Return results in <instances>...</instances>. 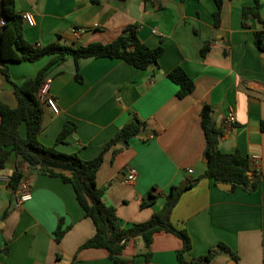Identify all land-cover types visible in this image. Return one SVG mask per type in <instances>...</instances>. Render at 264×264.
Instances as JSON below:
<instances>
[{
    "label": "crops",
    "instance_id": "crops-1",
    "mask_svg": "<svg viewBox=\"0 0 264 264\" xmlns=\"http://www.w3.org/2000/svg\"><path fill=\"white\" fill-rule=\"evenodd\" d=\"M255 1L223 0L216 28L213 0H15L18 12L33 14L34 26H23V37L32 44H106L136 25L146 47H163L157 69L147 71L119 59L98 58L81 60L77 79L70 59L53 66L45 78L49 99L39 138L52 145L63 124L73 122L75 131L56 149L91 160L122 125L143 120L145 131L127 148L114 155V146L104 155L95 184L104 189V201L115 208L121 228H127L159 211L172 186L198 179L171 212L174 227L185 229L192 241L187 261L224 243L238 260L221 253L211 264H264V50L254 44L255 33L264 31V0L258 1L260 20L249 17L242 26L243 7ZM205 42L209 50L201 55ZM47 61L10 63L11 81L22 84L33 78ZM176 66L194 80L193 92L184 98L176 96L178 86L167 78ZM4 77L0 71V102L15 108L16 95ZM203 105L222 130L218 148L257 162L262 178L254 190L230 192L200 178L205 170ZM228 112L236 117L231 127L223 123ZM22 165L12 154L0 178V264H115L105 250L79 251L95 229L72 187L60 178L24 168L31 198L19 202L4 177ZM124 169L136 170L134 183L118 178ZM149 193L157 199L142 208ZM58 224L67 228L60 243L53 234ZM143 246L140 238L131 240L122 258L127 264H178L182 241L176 236L155 233L148 262Z\"/></svg>",
    "mask_w": 264,
    "mask_h": 264
},
{
    "label": "trees",
    "instance_id": "trees-1",
    "mask_svg": "<svg viewBox=\"0 0 264 264\" xmlns=\"http://www.w3.org/2000/svg\"><path fill=\"white\" fill-rule=\"evenodd\" d=\"M258 1L254 6H245L242 9V26H246L249 17L260 20L258 13ZM216 10L213 14L214 27L217 28L220 21V11L223 0H213ZM0 11L4 25L0 24V71L9 84L12 85L16 95L17 106L10 108L0 102V178L3 177L6 161L13 154L18 157L22 166H16L7 177V186L12 194L19 189L22 181L26 180L24 168L33 170L39 175L51 178H60L62 183L69 184L75 194L77 204L83 211V216L93 222L95 232L93 236L79 247L83 249H101L108 253L109 258L115 264H127L122 258L123 251L128 243L140 238L144 244L145 259H150L149 248L152 245L153 236L157 232L172 234L182 241V247L176 252L178 264H211V261L219 254L229 255L235 262L238 260L228 246L218 243L210 248L205 255H200L190 261L185 259V253L192 247V241L188 232L183 228L174 227L171 222V212L177 205L183 192L190 189L195 182L185 185L172 186L165 196L164 205L144 223H135L127 228H121L115 208L106 205L104 201V189L96 186V174L104 162V155L114 146L113 154L122 148H127L131 139L139 136L146 129L143 120L134 118L122 125L116 134L100 149L99 153L91 160H82L77 152L61 153L56 149V144H63L71 135L76 125L73 122H65L59 131L57 140L52 145L40 142L39 134L43 130L44 104L37 98V91L45 80L48 71L61 62L70 59L74 65L75 77L80 78L79 62L98 58L119 59L126 64L140 69H157L158 60L163 53V47L148 48L140 41L138 27L129 25L120 35L109 43L94 42L88 45H64L58 40L46 45L32 44L24 39L22 14L15 8V0H0ZM255 46L264 50V31L255 33ZM209 50L208 42L201 48V55ZM48 59L46 65L41 68L33 78L25 80L22 84L11 81L9 71L10 63L35 62L40 59ZM167 78L178 86L176 96L187 97L195 88L194 80L186 71L176 66L167 73ZM201 127L205 136L203 159L208 163L200 178L213 180L215 184H230V192L236 189L248 191L257 187L261 176L252 169L251 162L239 151L226 153L221 151L217 144L222 136V130L215 126L212 110L203 105L201 108ZM264 131V122L260 125ZM24 129V134L21 130ZM199 178V179H200ZM157 197L151 193L140 205L142 208L152 205ZM8 210L4 213L6 217ZM66 229L58 224L54 231V239L60 243ZM57 259L60 258L57 256Z\"/></svg>",
    "mask_w": 264,
    "mask_h": 264
},
{
    "label": "built area",
    "instance_id": "built-area-1",
    "mask_svg": "<svg viewBox=\"0 0 264 264\" xmlns=\"http://www.w3.org/2000/svg\"><path fill=\"white\" fill-rule=\"evenodd\" d=\"M1 11H0V24L4 25V21L2 20V16H1ZM22 18H23V22L29 26L32 27L34 26L35 22H34V18H33V14L30 12H25L24 14H22ZM73 32H75V30H73ZM37 98L38 100L42 103V104H46L47 100L49 99V80H44L43 83L41 84V86L39 87L38 91H37ZM223 123L225 126L227 127H231L234 124H236V117L235 114L233 112H228V114L225 115ZM153 138V134H150L148 136V139H152ZM251 168L252 169H256L257 166V162L253 161ZM187 173L191 174L192 170H187ZM3 178V177H2ZM137 178V173L136 170L134 169H129L123 179L125 184H132L136 181ZM4 180L7 181L8 178L4 177ZM25 181H22L19 189L17 190L18 193V198H19V202H26L31 198V192H30V188L28 183Z\"/></svg>",
    "mask_w": 264,
    "mask_h": 264
},
{
    "label": "water",
    "instance_id": "water-1",
    "mask_svg": "<svg viewBox=\"0 0 264 264\" xmlns=\"http://www.w3.org/2000/svg\"><path fill=\"white\" fill-rule=\"evenodd\" d=\"M148 70H150V68H148ZM204 162H205V165L208 163V161L204 158ZM127 173V170L124 169L121 171L120 175L118 176V178L120 179H124L125 175ZM231 186L230 184H225V183H219L218 184V187L221 188V189H225V190H230L231 189Z\"/></svg>",
    "mask_w": 264,
    "mask_h": 264
},
{
    "label": "rangeland",
    "instance_id": "rangeland-1",
    "mask_svg": "<svg viewBox=\"0 0 264 264\" xmlns=\"http://www.w3.org/2000/svg\"><path fill=\"white\" fill-rule=\"evenodd\" d=\"M205 163V162H204Z\"/></svg>",
    "mask_w": 264,
    "mask_h": 264
}]
</instances>
